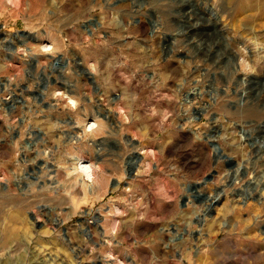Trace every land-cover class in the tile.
Masks as SVG:
<instances>
[{"label":"rangeland","instance_id":"rangeland-1","mask_svg":"<svg viewBox=\"0 0 264 264\" xmlns=\"http://www.w3.org/2000/svg\"><path fill=\"white\" fill-rule=\"evenodd\" d=\"M236 1L0 0V264H264V12Z\"/></svg>","mask_w":264,"mask_h":264},{"label":"bare ground","instance_id":"bare-ground-1","mask_svg":"<svg viewBox=\"0 0 264 264\" xmlns=\"http://www.w3.org/2000/svg\"><path fill=\"white\" fill-rule=\"evenodd\" d=\"M234 9H236L235 12H245L248 10H251L253 12H259V13H263L264 12V0H237L235 5H234ZM32 59V58H31ZM59 94V93H58ZM196 94V93H195ZM72 104L74 103L73 100H71ZM94 126V122L89 123V125L87 126L86 130L90 131L92 129V127ZM246 138V137H245ZM229 159V158H228ZM78 168L80 170V172H82L84 174V176L86 177V179L88 180H92L93 179V169L92 167L84 162H79L78 163ZM228 169L231 170V172L234 174V176H232L231 180H236V175L244 168H242L241 166H238L237 168L234 169V162L229 159L228 163ZM245 171V170H244ZM231 173V175H232ZM258 182V181H257ZM252 182L248 181L247 182V186L250 185ZM256 183V182H255ZM261 183V182H260ZM264 183V182H263ZM263 185V184H262ZM262 187V186H261ZM263 188V187H262ZM260 188V190L262 189ZM263 194H261L262 196ZM220 198V193L215 194V196L213 197V200H218ZM210 208V205H207V209Z\"/></svg>","mask_w":264,"mask_h":264},{"label":"water","instance_id":"water-1","mask_svg":"<svg viewBox=\"0 0 264 264\" xmlns=\"http://www.w3.org/2000/svg\"><path fill=\"white\" fill-rule=\"evenodd\" d=\"M8 49H11L12 48V46L11 45H7L6 46ZM13 49V48H12ZM11 49V50H12ZM58 61H59V59H57V61H55L54 63H53V67H56L57 65H58ZM87 75V74H86ZM213 150H214V152H215V154H219V149L218 148H216V147H213ZM220 157H225V156H220ZM214 158L217 160V156H214ZM226 158V157H225ZM139 159L137 158V157H134V163H131V167L133 168V166H135V163L138 161ZM228 161H229V159L228 158H226V161H225V167L227 168L228 167V165H227V163H228ZM210 179V177H208V178H206L205 180H204V182L205 181H207V180H209ZM231 182H232V180H231ZM198 185H194V186H192V188H191V191H195V188L197 187ZM188 190H190V188L188 189ZM214 201H216V200H214ZM214 201H211L210 202V208L213 206V203H214Z\"/></svg>","mask_w":264,"mask_h":264}]
</instances>
